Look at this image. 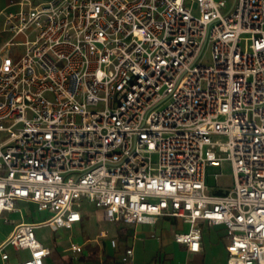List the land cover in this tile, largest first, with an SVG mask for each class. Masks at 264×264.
Instances as JSON below:
<instances>
[{
  "label": "built area",
  "instance_id": "obj_1",
  "mask_svg": "<svg viewBox=\"0 0 264 264\" xmlns=\"http://www.w3.org/2000/svg\"><path fill=\"white\" fill-rule=\"evenodd\" d=\"M11 5L0 16V225H13L1 264H44L36 230L70 229L83 200L112 223L180 219L172 238L191 254L204 226H222L227 264H264V0ZM224 162L231 184L211 192L207 167ZM20 203L43 218L14 223Z\"/></svg>",
  "mask_w": 264,
  "mask_h": 264
},
{
  "label": "crops",
  "instance_id": "obj_2",
  "mask_svg": "<svg viewBox=\"0 0 264 264\" xmlns=\"http://www.w3.org/2000/svg\"><path fill=\"white\" fill-rule=\"evenodd\" d=\"M20 0H0V16L4 12L15 11L17 7L11 5ZM32 4L47 0H28ZM230 3L231 0H225ZM83 209L81 219L74 223L70 229H59L49 233V240L37 236V239L50 253L44 259V264H227L226 233L222 226H204L202 232L201 250L197 253H188L184 246L173 241V231H183L175 227L173 218H158L152 223L125 225L108 222L101 211L94 208L91 203L82 201ZM18 216V219H15ZM14 223L20 221H37L43 214L34 209L20 217L16 213L9 215ZM24 217L27 220H24ZM0 225V238L5 237L12 228L4 231ZM115 242L111 245L110 241ZM81 246L76 253L69 249L70 244ZM127 248L132 249L130 263H123L122 257ZM10 263L16 262V253L9 250ZM21 255V253H20ZM1 264V262H0Z\"/></svg>",
  "mask_w": 264,
  "mask_h": 264
},
{
  "label": "rangeland",
  "instance_id": "obj_3",
  "mask_svg": "<svg viewBox=\"0 0 264 264\" xmlns=\"http://www.w3.org/2000/svg\"><path fill=\"white\" fill-rule=\"evenodd\" d=\"M200 61L204 64L210 61V53H209L208 47L204 49L200 57ZM220 171H222V175L218 176L217 180H215L214 175L219 174ZM206 173H207L206 182L211 192L224 190L225 187L230 186L231 184L230 168L227 162H224L221 168L218 166H208ZM19 206L20 208H22L23 214L33 211V206L30 204L20 203ZM15 219H18V216H15ZM24 220H27V218L24 217ZM174 225L177 229H182L184 226L180 219H176ZM9 229H10V226L8 224L4 225V228H3L4 231H7ZM37 236L41 238V240L50 239L49 235L43 229L37 231ZM20 253L22 256H27V251H23Z\"/></svg>",
  "mask_w": 264,
  "mask_h": 264
}]
</instances>
